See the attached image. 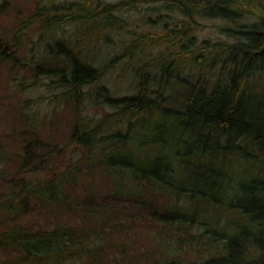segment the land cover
Returning a JSON list of instances; mask_svg holds the SVG:
<instances>
[{"label":"trees","instance_id":"trees-1","mask_svg":"<svg viewBox=\"0 0 264 264\" xmlns=\"http://www.w3.org/2000/svg\"><path fill=\"white\" fill-rule=\"evenodd\" d=\"M123 1L130 10L135 3L156 5L152 11L178 16L179 25L164 28L161 38L145 32L123 41L119 54L99 69L81 48L125 27L116 15ZM41 3L15 28L0 30L5 262L108 264L107 251L122 245L113 239L117 229L107 225L115 210L106 203L111 198L133 203L131 216L138 219L130 216L124 227L147 226L159 247L155 255H134L132 264H264V0ZM6 6L2 0L0 14ZM198 18L223 22V38L198 41L192 33ZM35 24L32 41L27 33ZM66 24L74 26L73 42L58 36H65ZM166 37L165 53L142 67L132 64L142 73L135 93L116 96L103 86L90 92L107 65L140 58L141 43ZM144 66L155 72L149 86ZM91 93L93 102L100 98L113 111L83 115ZM70 104L75 121L59 147L55 118ZM65 146L72 148L69 156ZM95 173L101 187H109L99 201ZM158 196L164 201L156 207L149 199ZM36 210L49 224H19ZM182 248L197 254L184 258Z\"/></svg>","mask_w":264,"mask_h":264},{"label":"rangeland","instance_id":"rangeland-1","mask_svg":"<svg viewBox=\"0 0 264 264\" xmlns=\"http://www.w3.org/2000/svg\"><path fill=\"white\" fill-rule=\"evenodd\" d=\"M6 1V7L5 10L0 14V30L1 31H8L12 27H16L20 20L25 17L28 14H31L35 11V8L42 4V0H5ZM59 0H56L58 2ZM70 2H76V1H82V0H67ZM109 2L115 3L119 2L121 0H107ZM2 2V0H0ZM61 3L64 1H60ZM127 1H123L122 5L124 7L123 12H117L116 15H120L119 17L123 19V22H121V27L124 25V28H121L120 30H111V33H108V37L104 40L100 41H92L90 46H87V48L82 47L81 51L83 55H87V53L90 55L87 57H90V60L92 59V62L96 67L99 69L103 67V65L107 64L108 58L115 57L119 52L121 51L123 44L122 42L125 41L126 45L131 40L135 38V36H141L145 32H151L154 34L159 33L160 38L163 37V35L167 36V31L164 30V28H170V25H173V23H177L179 25V19L176 18L178 16H175L174 19H172V16H168L161 12H154L151 9L155 7L156 5H148L147 3H143L141 5L135 3V7L130 10L131 8H128V4H124ZM127 6V7H125ZM167 17V18H165ZM148 20L155 23L154 25H150L148 23ZM125 21V22H124ZM169 22L166 24V26L163 25V23ZM223 22L220 20H209V19H197V25L193 26L192 33L197 37L198 41H201L203 39H209L210 41H219L223 38L221 34V28L223 26ZM177 26V25H175ZM63 27V28H62ZM62 30H65V36L58 35L59 37H68L67 39L70 41H75L77 39V35L73 32V27L71 25H64L62 26ZM38 33H37V24L32 26L27 33V38L29 40L35 41L37 39ZM165 41H160L159 38L156 39H149L148 41H145L144 43H141L140 49L138 53L142 52L140 58H135L133 60H127V59H119L114 60L113 66L107 65V70L103 74V77L101 80L96 83L95 85H92L90 88V92H93L96 90L97 86H103L105 89L108 90V92L112 95L116 96H123L128 94H133L138 89V82L140 81L142 77L141 75L137 74L134 69L131 68L134 66L139 67V65L142 67V65L148 61L150 58H154L155 56L165 53L166 52V41L170 39V37H166ZM82 42H80L81 44ZM85 50V51H84ZM26 53V50H21L20 55H23ZM104 61V62H100ZM146 65V64H145ZM153 65V64H151ZM146 70V79L147 85L149 86L154 75V71L150 70L151 66H144ZM143 67V68H144ZM89 96L92 98V102L86 104L84 111L82 112L83 115H90L95 117L103 116L104 114H107L109 112H112L113 109L108 107L103 103V101L98 98L96 102L94 101L93 93L89 94ZM59 109L58 115L56 116V121L58 123L55 124V127H53L55 135L57 136L59 140V147L63 146L69 132L71 131L73 127V123L75 121V108L72 104L69 105V107ZM122 127V125H119ZM72 151V148L69 146H65V152L69 156L70 152ZM81 173L83 176H87L88 169L85 167H82ZM93 180V187L96 189V193L94 195L95 201L101 200L105 193L108 191L109 187H101L103 185L99 184L101 182V179L97 174H93L92 177ZM113 200L118 199H111L107 198L106 203H108L111 208H115L110 214L107 215V225L108 227H115L116 232L114 233L113 239L114 242L122 244V245H115L114 247H111L109 251H107V263L108 264H132V257L136 254L141 253H149V254H157V251L159 249L157 243L153 242V234L152 229L148 228L147 226H138L135 229H126L124 227L125 223L129 220V217L131 216V213H133L134 206L133 203L127 199H119L118 201L114 202ZM153 202V205L156 207H159V204L162 203L161 196L153 197L149 199ZM148 219V215L145 214ZM132 218L138 219V216L136 214H133L131 216ZM19 224L26 227V228H36L40 225H46L49 224L48 221L44 219V215L42 214V211L36 210L30 214H27L23 217H21L18 220ZM123 225V227H122ZM122 227V228H121ZM196 229L192 230L193 232H196ZM188 235L190 234L187 233ZM185 235L186 237L188 235ZM124 243V244H123ZM171 251H175L176 247L172 246L170 248ZM197 254L194 250L191 248H185L180 249L178 251V255L184 257V258H192L193 255ZM0 264H10L5 262L3 254L0 253Z\"/></svg>","mask_w":264,"mask_h":264}]
</instances>
